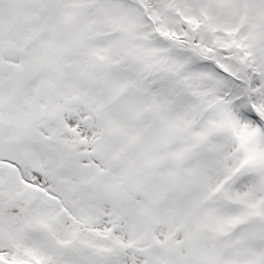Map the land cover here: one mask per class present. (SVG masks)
<instances>
[{
  "label": "snow or ice",
  "instance_id": "1",
  "mask_svg": "<svg viewBox=\"0 0 264 264\" xmlns=\"http://www.w3.org/2000/svg\"><path fill=\"white\" fill-rule=\"evenodd\" d=\"M0 264H264V0H0Z\"/></svg>",
  "mask_w": 264,
  "mask_h": 264
}]
</instances>
